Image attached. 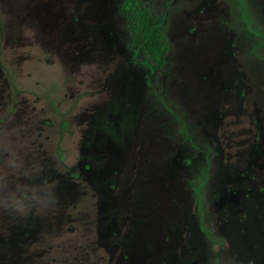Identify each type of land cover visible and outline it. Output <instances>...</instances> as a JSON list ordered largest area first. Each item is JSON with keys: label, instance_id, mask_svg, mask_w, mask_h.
Masks as SVG:
<instances>
[{"label": "rangeland", "instance_id": "374dc122", "mask_svg": "<svg viewBox=\"0 0 264 264\" xmlns=\"http://www.w3.org/2000/svg\"><path fill=\"white\" fill-rule=\"evenodd\" d=\"M122 1L0 0V264H264V0Z\"/></svg>", "mask_w": 264, "mask_h": 264}, {"label": "trees", "instance_id": "16d2710c", "mask_svg": "<svg viewBox=\"0 0 264 264\" xmlns=\"http://www.w3.org/2000/svg\"><path fill=\"white\" fill-rule=\"evenodd\" d=\"M241 4L245 20L255 32L260 31L259 29H262L260 22H263V17L256 16L253 5L248 1L245 3L241 1ZM250 9L251 14L248 13ZM120 13L124 21L126 38L132 49L139 55L141 62L154 72L162 71L170 51L163 16L143 0H123ZM259 34L263 37L262 32ZM253 39L258 38L254 35ZM203 230L206 239L213 240L214 233L205 228ZM217 255V264H224L222 261L224 255L219 251Z\"/></svg>", "mask_w": 264, "mask_h": 264}, {"label": "clouds", "instance_id": "9594fccd", "mask_svg": "<svg viewBox=\"0 0 264 264\" xmlns=\"http://www.w3.org/2000/svg\"><path fill=\"white\" fill-rule=\"evenodd\" d=\"M16 210H17V211H20L21 209H20V208H17Z\"/></svg>", "mask_w": 264, "mask_h": 264}, {"label": "flooded vegetation", "instance_id": "af4514ba", "mask_svg": "<svg viewBox=\"0 0 264 264\" xmlns=\"http://www.w3.org/2000/svg\"><path fill=\"white\" fill-rule=\"evenodd\" d=\"M170 52V51H169ZM166 63H167V61H166ZM166 66V65H165ZM164 69V68H163ZM161 72V71H160Z\"/></svg>", "mask_w": 264, "mask_h": 264}]
</instances>
